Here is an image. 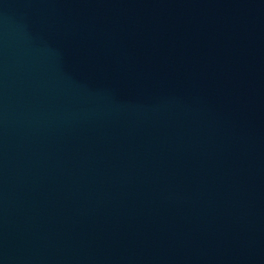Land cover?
<instances>
[{
	"label": "water",
	"instance_id": "obj_1",
	"mask_svg": "<svg viewBox=\"0 0 264 264\" xmlns=\"http://www.w3.org/2000/svg\"><path fill=\"white\" fill-rule=\"evenodd\" d=\"M0 264H264V0H0Z\"/></svg>",
	"mask_w": 264,
	"mask_h": 264
}]
</instances>
